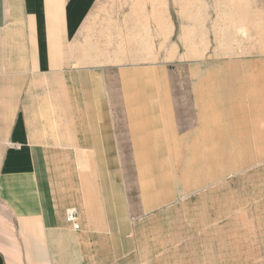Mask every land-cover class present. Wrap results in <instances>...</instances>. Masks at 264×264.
I'll return each mask as SVG.
<instances>
[{
  "label": "crops",
  "instance_id": "1",
  "mask_svg": "<svg viewBox=\"0 0 264 264\" xmlns=\"http://www.w3.org/2000/svg\"><path fill=\"white\" fill-rule=\"evenodd\" d=\"M103 1L0 0V264H228V239L169 247L168 84L98 50Z\"/></svg>",
  "mask_w": 264,
  "mask_h": 264
},
{
  "label": "rangeland",
  "instance_id": "2",
  "mask_svg": "<svg viewBox=\"0 0 264 264\" xmlns=\"http://www.w3.org/2000/svg\"><path fill=\"white\" fill-rule=\"evenodd\" d=\"M103 4L102 55L168 84L153 95L169 111L170 143L156 146L152 181L177 207L169 247L228 239V264H264V0Z\"/></svg>",
  "mask_w": 264,
  "mask_h": 264
},
{
  "label": "built area",
  "instance_id": "3",
  "mask_svg": "<svg viewBox=\"0 0 264 264\" xmlns=\"http://www.w3.org/2000/svg\"><path fill=\"white\" fill-rule=\"evenodd\" d=\"M66 219L71 224L73 229L75 230L79 229L77 210L75 209L68 210L66 213Z\"/></svg>",
  "mask_w": 264,
  "mask_h": 264
}]
</instances>
